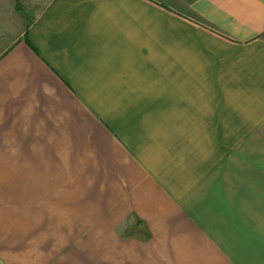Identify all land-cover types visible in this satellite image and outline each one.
<instances>
[{"label":"crops","instance_id":"obj_1","mask_svg":"<svg viewBox=\"0 0 264 264\" xmlns=\"http://www.w3.org/2000/svg\"><path fill=\"white\" fill-rule=\"evenodd\" d=\"M0 264H264V0H0Z\"/></svg>","mask_w":264,"mask_h":264}]
</instances>
